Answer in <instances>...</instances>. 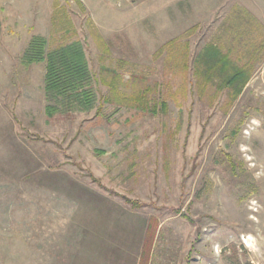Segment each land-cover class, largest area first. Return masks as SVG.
<instances>
[{
	"label": "rangeland",
	"instance_id": "rangeland-1",
	"mask_svg": "<svg viewBox=\"0 0 264 264\" xmlns=\"http://www.w3.org/2000/svg\"><path fill=\"white\" fill-rule=\"evenodd\" d=\"M34 37L93 108L47 113ZM0 264H264V0H0Z\"/></svg>",
	"mask_w": 264,
	"mask_h": 264
},
{
	"label": "trees",
	"instance_id": "trees-1",
	"mask_svg": "<svg viewBox=\"0 0 264 264\" xmlns=\"http://www.w3.org/2000/svg\"><path fill=\"white\" fill-rule=\"evenodd\" d=\"M46 41L34 37L24 57L27 62H46L45 90L49 102L47 113L88 110L94 107L97 95L93 87L94 78L82 46L79 43L55 48L47 52ZM199 61L211 69L225 74V85L240 92L247 84L246 70L233 68L229 71L227 56L216 47L208 46L201 52ZM164 106V105H163Z\"/></svg>",
	"mask_w": 264,
	"mask_h": 264
},
{
	"label": "bare ground",
	"instance_id": "bare-ground-1",
	"mask_svg": "<svg viewBox=\"0 0 264 264\" xmlns=\"http://www.w3.org/2000/svg\"><path fill=\"white\" fill-rule=\"evenodd\" d=\"M256 206V205H255ZM251 208V207H250ZM257 209H258V207H257ZM254 211H256V209L254 208Z\"/></svg>",
	"mask_w": 264,
	"mask_h": 264
}]
</instances>
